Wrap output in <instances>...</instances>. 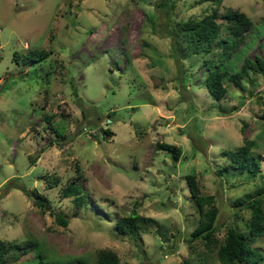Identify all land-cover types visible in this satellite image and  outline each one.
Returning <instances> with one entry per match:
<instances>
[{"label": "rangeland", "instance_id": "1", "mask_svg": "<svg viewBox=\"0 0 264 264\" xmlns=\"http://www.w3.org/2000/svg\"><path fill=\"white\" fill-rule=\"evenodd\" d=\"M213 7L223 34L225 9L252 22L229 65L264 58V0H0V238L16 247L7 264H42L30 239L48 249L47 264L90 263L99 249L116 264H218L215 247L187 240L198 213L185 176L212 194L217 240L228 225L245 228L249 210L234 200L264 187V66L239 87L224 77L223 97L209 94L203 61L220 48L193 53L180 22ZM39 49L47 55L29 52ZM244 138L254 140L255 175L222 171L221 151ZM158 142L178 147L177 158ZM72 178L81 206L61 195ZM132 210L152 220L117 233ZM253 246L264 264V232Z\"/></svg>", "mask_w": 264, "mask_h": 264}, {"label": "trees", "instance_id": "2", "mask_svg": "<svg viewBox=\"0 0 264 264\" xmlns=\"http://www.w3.org/2000/svg\"><path fill=\"white\" fill-rule=\"evenodd\" d=\"M217 3L219 0H214ZM216 7L209 11H205L196 18H186L180 22V30L186 39V46L193 53H204L210 51L211 46L220 48V53L217 58L208 64L203 61L206 70L204 77V85L207 91L213 98L223 97L226 88L223 84V78L228 79L234 86L240 85L242 78H249L251 71L258 72L263 70L264 58L260 55H254L253 58L247 56L242 57L238 67L229 65L227 59L236 52L242 45L243 38L251 32L252 22L246 13L238 9L228 8L221 12L220 17L225 22L226 34L220 31L218 23L215 21ZM36 52L40 57L47 55L46 50H31ZM28 52L23 56V62L29 61ZM262 120L261 129L264 132V111L259 115ZM104 132H109L103 129ZM57 134V133H56ZM56 137H58L56 135ZM254 140L244 138L234 150L223 149L221 154L228 159L227 163L221 166L223 169L232 168L231 170L246 171L248 175L254 176L257 171L258 159L250 153ZM159 148H163L171 152L173 159L177 158L178 147L172 143L158 142ZM186 185L193 202L197 209L198 220L196 225L188 233L187 240L198 239L202 242L203 247L210 251L215 247V257L218 264H254L262 259L261 251L253 246V242L258 236L264 232V187L246 193L243 197L236 198L234 202L238 205H244L249 210V215L244 221V229H237L234 226H226L222 237L217 240L215 231V219L218 213V208L213 201L212 194H200L197 182L193 174L188 173L185 176ZM53 183H57L58 179L53 178ZM76 183L74 178L67 182L61 189L62 196H71L73 204L81 206L85 203L84 191ZM22 189V188H20ZM25 190V189H23ZM29 195H31L29 193ZM42 194L34 193L33 200L40 205ZM55 219L65 225L67 220L60 213H53ZM152 219L147 216L138 214L132 210L128 214H124L117 218L114 222V229L117 233L132 234L137 231L143 224ZM28 249L32 250L33 255L38 257L36 263L47 264L52 260H48V249L43 248L41 242L34 239L29 240ZM16 247L8 241L0 238V264H7V252ZM23 248V251L28 250ZM46 250V251H45ZM118 261L117 255L111 250L99 249L96 253L94 261L88 263L82 257H76L67 262L73 264H116ZM69 263V264H70ZM183 264H191L190 261L184 259Z\"/></svg>", "mask_w": 264, "mask_h": 264}]
</instances>
